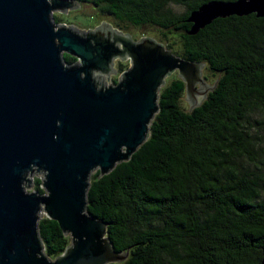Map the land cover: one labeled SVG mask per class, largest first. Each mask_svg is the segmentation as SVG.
Masks as SVG:
<instances>
[{
  "label": "trees",
  "instance_id": "1",
  "mask_svg": "<svg viewBox=\"0 0 264 264\" xmlns=\"http://www.w3.org/2000/svg\"><path fill=\"white\" fill-rule=\"evenodd\" d=\"M73 1L111 16L118 28L173 31L181 43L175 54L215 74L190 111L178 103L183 82L172 78L129 159L90 173L85 210L105 222L112 249L125 254L106 264H256L264 250V17H217L187 34L189 12L208 0ZM60 16L54 22H64ZM40 182L33 178L32 190L42 193ZM37 232L50 258L69 242L45 216Z\"/></svg>",
  "mask_w": 264,
  "mask_h": 264
},
{
  "label": "water",
  "instance_id": "2",
  "mask_svg": "<svg viewBox=\"0 0 264 264\" xmlns=\"http://www.w3.org/2000/svg\"><path fill=\"white\" fill-rule=\"evenodd\" d=\"M74 5L0 0V264L120 261L121 252L105 237V222L85 210L90 173L106 174L146 139L171 71L177 70L192 98L188 111L200 103L192 89L203 62L180 58L153 38L99 29L78 33L54 22L52 11ZM249 13L264 17V0L205 1L189 12L187 34L217 17ZM62 53L75 60L66 64ZM115 57H127L128 65L103 85L97 73H108ZM32 171L43 173L42 193L23 189ZM41 210L69 237L53 258L43 253L37 232ZM256 264H264V250Z\"/></svg>",
  "mask_w": 264,
  "mask_h": 264
},
{
  "label": "rangeland",
  "instance_id": "3",
  "mask_svg": "<svg viewBox=\"0 0 264 264\" xmlns=\"http://www.w3.org/2000/svg\"><path fill=\"white\" fill-rule=\"evenodd\" d=\"M175 11L177 10L174 8ZM61 14V20L64 22H57L58 24H64L65 26L71 28L72 30L80 33L87 30H94L99 29L101 31H114L121 34L128 33L133 40H138L141 37H149L153 38L156 42H159L165 47L166 43H171L170 49H168L171 53L175 54L177 51L179 52L181 49V43L179 41L178 35L173 33L171 30L160 29L157 26L150 25V24H143L140 26H133V25H125L118 28L115 26L114 21L111 16L107 14L100 13L95 7L90 4L79 3L74 5V7L68 10L52 11L51 16L58 17ZM67 15V16H64ZM70 20L71 22H67ZM172 50V51H171ZM176 56L180 57L178 54ZM121 62L123 65H128L127 57L120 59L119 57H115L112 59V63L110 65L111 69L106 74H99L97 73V81L103 83V85L111 84V78H117L119 71H117L116 66ZM215 74L211 72L207 66L203 63L202 66L199 67V76L198 80L193 84V91L195 93L192 94L193 98L196 102H201L203 100V94H206L213 85ZM172 78H178L177 70H173L170 74L164 77V83L161 87L167 85ZM193 99V100H194ZM179 105L181 108L188 110L189 106L193 105L194 103L188 99L187 93L183 90L181 91L180 98H179ZM258 118L259 116L256 115ZM43 173L41 171H32L31 173L27 174L28 181H24L22 186L23 189L27 192L32 191V183L33 178L38 177L41 178ZM42 210L39 212V216H42ZM122 259L125 258V254L121 253Z\"/></svg>",
  "mask_w": 264,
  "mask_h": 264
}]
</instances>
